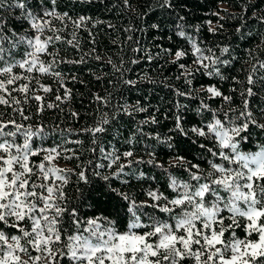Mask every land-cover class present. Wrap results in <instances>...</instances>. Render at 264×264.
<instances>
[{
  "label": "snow or ice",
  "instance_id": "6c2138e0",
  "mask_svg": "<svg viewBox=\"0 0 264 264\" xmlns=\"http://www.w3.org/2000/svg\"><path fill=\"white\" fill-rule=\"evenodd\" d=\"M123 3L129 6V0ZM157 7L175 10L177 6L174 0H158ZM177 19L181 23L176 24V35L186 40L190 51L177 49L171 63L181 70L175 79L183 78L189 90L165 85L176 98L174 127L163 136L146 133L143 125L159 124L156 116H149L138 122L129 137L118 140L127 146L121 151L107 137L121 135L116 127L121 114L148 112L139 101L129 106L113 103L112 92L94 93L91 124L77 129L63 127L59 118V122H43L49 110L79 121L82 113L65 111L63 106L76 96L69 84H84L76 74L84 69L77 66L103 60L93 31L103 21L60 12L57 0H0V264H264V123L260 122L264 119V59L249 50L255 63L245 80L227 76L225 72L238 59L231 46H202V41L185 31L184 17ZM252 19L264 23V16L254 14ZM124 31L135 29L130 25ZM236 32L242 33L241 27ZM127 42L138 44L132 35ZM85 44L92 47L85 51ZM69 48L78 58L62 55ZM164 51L171 54L170 49ZM189 55L191 66L179 63ZM144 59L156 57L149 52ZM106 63L123 86L136 87L145 80L156 83L147 73L138 80L126 79L130 69L122 56L119 64L111 57ZM197 73L217 83L202 84L196 91L191 86ZM102 78L95 76L97 81ZM229 80L234 86L225 94L219 82ZM258 96L259 106L253 104ZM180 98L199 99L196 114L208 113V118L186 129L188 105ZM237 99L239 104L233 107ZM216 100L220 104L215 108L206 102ZM146 138L156 142L143 146L147 159L135 151ZM200 138L204 142L197 147ZM157 146L176 153L167 167L157 159ZM194 151L198 152L193 157L196 163L187 158ZM84 152L91 153V158L82 160ZM60 159L79 163L62 168ZM141 165L160 169L170 192L150 186L145 190L148 199L137 200L113 186V181L124 186L132 179L154 181V176L139 169ZM70 186L77 193L75 198L67 193ZM100 194L108 200L101 201ZM94 205H104L99 214ZM86 208H93V214L87 215Z\"/></svg>",
  "mask_w": 264,
  "mask_h": 264
},
{
  "label": "trees",
  "instance_id": "16d2710c",
  "mask_svg": "<svg viewBox=\"0 0 264 264\" xmlns=\"http://www.w3.org/2000/svg\"><path fill=\"white\" fill-rule=\"evenodd\" d=\"M157 2L158 0H129V6L126 7L123 0H89V2H84V0H57V10L60 12H69L74 18L83 15L92 17L94 21H103V23L97 24L93 29L97 38L96 51L103 60L102 62L90 61L87 67L83 65L77 66L84 69L82 72L76 73L84 81V84H69V87H73L76 96L71 104L64 105L63 107L65 111L73 109L82 113L79 121H73L70 116L64 113L49 110L43 114L44 123L62 120L64 122L62 124L63 127L70 126L77 129L86 124H91L95 116L94 109L96 108L95 102H92V95L94 93L103 95L107 91L113 93V103L119 101L121 104L127 103L129 106H132L139 101L142 107L148 108L147 113L134 112L131 116L121 114L116 124L121 135L115 138L112 135L107 137L113 144L120 147L121 151L125 150L127 146L120 145L118 140L129 137L136 130L138 122L149 116H156L159 124L143 125L142 127L146 133L159 132L162 136L168 133V129L174 127L172 119L174 109L172 108V104L176 98L165 85H171L179 88L181 91L189 90V86L185 85L183 78L180 80L175 79L181 70L178 64L174 65L171 63L177 49L190 51L186 40L176 35V24L181 23L178 21L177 16L184 17L182 23L186 25L185 31L195 36L198 41H202V46L206 45L212 48H216L217 45L231 46L233 55L238 59L234 60L232 66L225 72L227 76H235L241 81L245 80L247 70L255 63V60L248 54L249 50L254 49L253 55L264 59V51H262L264 49V23H261L259 19H252L254 14L257 17L264 16V0H174L177 6L175 10L161 9L157 7ZM245 5H248L246 13L244 12ZM145 13L147 15H144ZM109 24L114 27L109 28ZM152 24H158L159 28H152ZM130 25L135 31L126 33L124 29ZM238 27H241L242 33L236 32ZM209 29H213L214 31H209ZM82 35L87 38L86 33ZM128 35H132L134 40L138 41V44L127 42ZM170 37L171 39H169ZM90 47L92 45L85 44L84 50L87 51ZM135 47H140L146 51L133 53L131 49ZM166 49H170L171 54L165 52L164 50ZM149 52L156 59L152 61L144 59ZM158 53L159 56H157ZM62 55L68 58H78V54L71 48L67 52L62 53ZM121 56L125 61V66L130 69L125 74L126 79L138 80L140 75L147 73L156 83L151 84L145 80L138 83L136 87L123 86L118 83L117 78L112 75V68L107 65L106 61L111 57L114 62L119 64ZM131 59H138L140 63H127ZM192 59L193 57L189 55L179 61V63L191 66ZM68 68H72V66L69 65ZM65 70L67 71V69ZM95 76H102L103 78L97 81ZM109 80L113 81V84H109ZM44 82L51 83L49 80H45ZM209 83H217V81L197 73L191 87L199 91L202 84L206 85ZM219 84L225 94H229V90L234 86L231 80L227 82L221 81ZM51 99H54V95ZM180 100L181 103L188 105V110L184 112L186 120L184 127L186 129H191L194 125H199L202 119L208 118V113H204L203 116L196 114L195 109L199 106V99L189 100L180 98ZM206 102L211 103L214 108L220 104L219 100ZM238 104L239 100L237 99L233 107ZM253 104L259 106V96L253 101ZM83 113H87V115H83ZM165 114L168 116L167 119L165 118ZM35 119L38 121L41 118L36 117ZM260 122L264 123V119ZM190 135L192 134L190 133ZM79 138L85 139L84 136H80ZM192 139L195 140L196 137L192 135ZM188 142L191 143V141ZM203 142V138H200L197 140L196 146L198 147V144ZM145 144L154 146L156 142L151 138H146L140 145H137L135 149L136 155L147 159L148 157L143 150ZM68 147L74 146L68 145ZM85 147H87V142L85 143ZM175 154L170 152L166 147L157 146V159L165 167L172 161ZM179 154L185 155L184 152H179ZM91 155V153L84 152L81 159L87 160L91 158ZM196 156H198V152L194 151L187 158L196 163L198 160L193 159ZM59 161L63 163L59 165L60 167L70 169L75 168L77 163H79L75 159L70 161L60 159ZM202 166L206 165L202 164ZM138 167L148 175L154 176L155 180L145 182L132 179L126 186L119 184L118 181H113V186L120 187L122 191L130 193L137 200L148 199L145 190L150 186L159 187L165 190L166 194L170 192L167 189V177L160 169L149 165ZM126 171L130 170L126 169ZM176 174L182 178H186L182 171H177ZM67 193L72 198H75L77 195L74 186L68 187ZM100 199L101 201H107L108 196L100 194ZM103 207L104 205H94L96 214H99V211ZM85 211L87 215L93 214V208H86ZM240 234L243 235L242 232Z\"/></svg>",
  "mask_w": 264,
  "mask_h": 264
},
{
  "label": "rangeland",
  "instance_id": "374dc122",
  "mask_svg": "<svg viewBox=\"0 0 264 264\" xmlns=\"http://www.w3.org/2000/svg\"><path fill=\"white\" fill-rule=\"evenodd\" d=\"M58 164H59V165H62L63 163H61V161H58Z\"/></svg>",
  "mask_w": 264,
  "mask_h": 264
}]
</instances>
